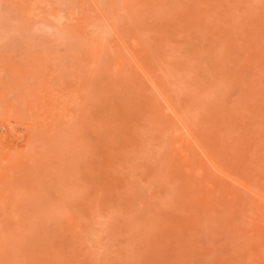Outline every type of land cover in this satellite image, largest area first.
Masks as SVG:
<instances>
[{
    "label": "rangeland",
    "instance_id": "374dc122",
    "mask_svg": "<svg viewBox=\"0 0 264 264\" xmlns=\"http://www.w3.org/2000/svg\"><path fill=\"white\" fill-rule=\"evenodd\" d=\"M0 120V264H264V0H0Z\"/></svg>",
    "mask_w": 264,
    "mask_h": 264
},
{
    "label": "bare ground",
    "instance_id": "6f19581e",
    "mask_svg": "<svg viewBox=\"0 0 264 264\" xmlns=\"http://www.w3.org/2000/svg\"><path fill=\"white\" fill-rule=\"evenodd\" d=\"M199 3V2H198ZM78 21V20H77ZM107 22V21H106ZM76 23V22H75ZM77 24V23H76ZM79 24V26H77L76 27V29H80V27H82V26H80V25H82L81 23H78ZM108 24V23H107ZM111 26V25H110ZM109 26V27H110ZM113 27H111V29H112ZM78 29V30H79ZM82 30V28L80 29V31ZM113 31V30H112ZM136 40V39H135ZM122 42H124V41H122ZM127 44V43H126ZM133 44V43H132ZM123 45V44H122ZM137 45V44H136ZM138 46V45H137ZM125 47V45H123V48ZM132 47V46H131ZM126 48V47H125ZM130 50V49H129ZM128 51V50H127ZM132 52V51H131ZM130 51H129V54L131 53ZM138 52V51H137ZM132 54V53H131ZM130 57V56H129ZM131 59H132V61H134L135 63V65L137 66V68H138V70H140L141 72H143L144 73V69L142 68V66L141 65H139L140 64V62H138L139 61V59L137 60L134 56L133 57H131ZM116 64V67H119L120 65H121V63L120 62H117V63H115ZM115 67V68H116ZM142 73V74H143ZM145 75V74H144ZM143 75V76H144ZM147 77V76H146ZM147 80L149 81V83H150V85L153 87V88H155L156 89V85L154 84L155 82L153 81L152 82V79H150L149 77L147 78ZM154 89V90H155ZM162 90V89H161ZM156 91H158V89L156 90ZM159 92H161V91H158V92H156L157 94H158V96L160 97V99H161V101H163L165 104H167L168 102L166 101V99L164 98V96L165 95H161ZM168 105V104H167ZM170 105V104H169ZM167 106V112H170L171 114H173V116L175 117V119L177 120V122L182 126L181 128H177L176 130H175V136H176V138H177V141H176V145H177V147H176V149H177V151L179 152V154L182 156V157H186V153L181 149V147H182V145H183V143H187L190 147H192L193 148V150L195 149L197 152H198V154L202 157V159H203V161L204 160H206L209 164H210V166H211V168L213 169L212 171H214L215 173H217L218 174V176L219 175H221V176H223V177H225V178H227V179H230V180H233L234 181V183L235 182H237L238 184L237 185H240L241 187H243V188H245L246 190L247 189H249V187H247L246 186V184L245 183H242V182H239V181H237V180H234L233 178L234 177H231L232 176V174L230 175L229 173H226V171L223 169V168H221L220 166H218L217 165V163L213 160V158L211 157V154H210V152H208V150H207V148H205L203 145H202V143L200 142V141H198V139L194 136L195 134H193L192 132H191V130H189L187 127H186V125L184 126L182 123H184V122H181L180 121V118H178V115H176V112L173 110V108L172 107H170V106ZM182 120V119H181ZM182 121H184V120H182ZM7 122H8V120L7 121H5V120H0V143H2V142H6V141H8L10 138H11V135H12V131L8 128V126L11 124V122H8L9 124H7ZM178 124V125H179ZM25 125V124H24ZM188 125V124H187ZM27 126V125H26ZM30 128V131L28 130V132L26 133V134H24V135H22V136H20L18 139H20L19 141V145L17 146V152L19 153V154H21V161L23 162V161H25V159L29 156V151H30V142H31V126H29ZM28 129V128H27ZM14 130V129H13ZM33 130V129H32ZM18 131V130H17ZM20 131V130H19ZM193 131V130H192ZM23 133V132H22ZM32 133H33V131H32ZM17 139V140H18ZM213 156V155H212ZM218 163H219V161H217ZM211 171V172H212ZM228 171V170H227ZM202 172L199 170V172H197L196 174H197V176H203V174H201ZM216 174V175H217ZM201 178V177H200ZM219 178V177H218ZM222 178V177H221ZM220 179V178H219ZM237 179V178H236ZM226 182V181H225ZM255 197L257 198V201H258V203H259V205H260V207L262 208V209H264V189H262V190H260V191H256L255 192Z\"/></svg>",
    "mask_w": 264,
    "mask_h": 264
}]
</instances>
